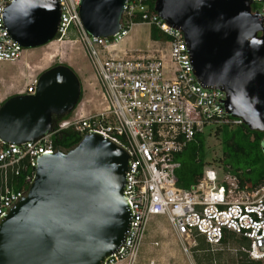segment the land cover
Here are the masks:
<instances>
[{"label": "water", "instance_id": "1", "mask_svg": "<svg viewBox=\"0 0 264 264\" xmlns=\"http://www.w3.org/2000/svg\"><path fill=\"white\" fill-rule=\"evenodd\" d=\"M127 0H80L85 29L109 36L121 27ZM252 0H155L179 28L199 81L225 93L226 110L264 131V31ZM4 22L23 47L47 44L60 18L58 0H12ZM79 76L67 63L42 70L31 93L0 102V142L23 143L50 131L53 115L76 107ZM130 154L89 131L69 147L38 156L24 194L0 218V264H103L129 228L123 194Z\"/></svg>", "mask_w": 264, "mask_h": 264}, {"label": "built area", "instance_id": "2", "mask_svg": "<svg viewBox=\"0 0 264 264\" xmlns=\"http://www.w3.org/2000/svg\"><path fill=\"white\" fill-rule=\"evenodd\" d=\"M10 1L0 0V60H15L24 48L4 22ZM146 1L127 0L120 29L97 36L82 24L80 0H58L60 18L52 41L82 45L99 87L101 107L85 113L81 106L77 114L23 143L0 142V218L24 194L38 156L55 151L53 134L68 127L82 135L94 130L124 145L130 154L123 186L130 208L129 228L103 264H135L147 223L157 215L167 218L186 252L198 244V237L217 245L234 235L245 241L240 249L247 258L264 263V181L255 188L239 189L234 175L226 173L219 180L217 170L207 166L189 187L177 185L176 155L197 132L210 124L243 121L226 110L222 89L198 80L183 32ZM252 5L264 31V0H252ZM138 22L155 25L169 36L167 53L161 48H131L120 54L116 46ZM68 32L78 35L69 37ZM36 78L29 74L21 92H33ZM190 264H195L192 258Z\"/></svg>", "mask_w": 264, "mask_h": 264}, {"label": "rangeland", "instance_id": "3", "mask_svg": "<svg viewBox=\"0 0 264 264\" xmlns=\"http://www.w3.org/2000/svg\"><path fill=\"white\" fill-rule=\"evenodd\" d=\"M149 30L150 25L146 22L133 24L124 38L123 44L140 50L161 48L167 53V40H151ZM67 35L74 37L78 34L68 32ZM73 52L74 60L72 58ZM50 54L53 58L48 56ZM26 61L30 62V66L27 67L30 76L38 75L42 70L56 62L67 63L74 69L81 81L82 95L70 115L73 116L75 112L77 114L81 106L85 113L94 112L101 107L99 87L82 45L78 41L67 40L50 41L36 47H24L18 61L0 60V102L7 96L17 93L15 88H23L27 84ZM89 97L92 98L88 99ZM205 149L209 162L218 164L216 158L221 156V145L216 135L206 136ZM223 173L217 169L219 180L223 179L225 175ZM155 240L158 241V244L154 243ZM204 245L206 248L203 249H195L190 245L189 252H186L167 218L163 215L153 216L147 223V229L142 238L139 256L135 264L148 262L150 264H190V258L194 260L195 264H207L204 258L206 252L213 256L211 264H236L233 259L241 250V242L237 237H228L225 243L217 245H209L205 242Z\"/></svg>", "mask_w": 264, "mask_h": 264}, {"label": "trees", "instance_id": "4", "mask_svg": "<svg viewBox=\"0 0 264 264\" xmlns=\"http://www.w3.org/2000/svg\"><path fill=\"white\" fill-rule=\"evenodd\" d=\"M146 2L149 6L153 5L152 0H147ZM252 8H254L253 5ZM149 36L153 40H167L169 37L155 25H150ZM80 99L81 96L78 102ZM71 112L72 110L65 115H53L52 125L54 126L60 119L70 116ZM210 134L216 135L221 145V156L216 158L218 162L216 165L209 162L205 149L206 136ZM81 137L82 134L70 127L61 129L53 134L56 147H69ZM0 144L3 145L2 143ZM176 157L180 161V165L175 171L177 185L182 188H187L195 183L202 176L204 168L207 166L214 167L225 174L234 175L239 189L255 188L264 181V131L250 129L244 123L237 125L210 124L205 126L203 131L197 132L183 149L177 153ZM15 186H19V183H16ZM229 237L235 236L231 235ZM227 239V236L224 237L222 243H225ZM237 239H239L241 244L245 243L242 238L237 237ZM204 242L201 237H198V244L195 249L206 248ZM204 258L207 264H211L213 260L211 253L206 252ZM197 260L200 262L199 259ZM233 261L236 264H263L259 260L247 258L242 250H240Z\"/></svg>", "mask_w": 264, "mask_h": 264}, {"label": "crops", "instance_id": "5", "mask_svg": "<svg viewBox=\"0 0 264 264\" xmlns=\"http://www.w3.org/2000/svg\"><path fill=\"white\" fill-rule=\"evenodd\" d=\"M127 36V35H126ZM125 36V37H126ZM124 37V38H125ZM150 37V36H149ZM124 38H123V40L116 46V48L118 49V50H120V54H122V52H123V50H129V49H131V47H128V46H125L124 44H123V42H124ZM151 40H153V39H151ZM153 41H156V40H153ZM52 42V41H51ZM42 46V45H41ZM49 57H52V54H50V55H48ZM20 57V56H19ZM19 57L17 58V59H15V60H13V61H18V59H19ZM53 58V57H52ZM72 58H73V60L75 59L74 58V52H73V56H72ZM27 65L28 66H30V62L29 61H26L25 62V67H26V76H27V82H28V80H29V73L27 72ZM21 73H23L22 71H20ZM16 90H15V92H21V89L22 88H15ZM92 97H89L88 99H91ZM87 99V100H88ZM101 105V104H100Z\"/></svg>", "mask_w": 264, "mask_h": 264}]
</instances>
